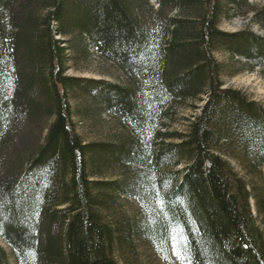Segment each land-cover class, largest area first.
Returning <instances> with one entry per match:
<instances>
[{
  "label": "trees",
  "instance_id": "1",
  "mask_svg": "<svg viewBox=\"0 0 264 264\" xmlns=\"http://www.w3.org/2000/svg\"><path fill=\"white\" fill-rule=\"evenodd\" d=\"M241 7L264 27L248 0H0V264H129L170 229L196 264H264V106L225 87L215 57L264 71L263 35L219 28ZM79 47L123 81L67 75ZM79 97L122 133L83 141ZM120 197L140 221L114 215Z\"/></svg>",
  "mask_w": 264,
  "mask_h": 264
},
{
  "label": "rangeland",
  "instance_id": "2",
  "mask_svg": "<svg viewBox=\"0 0 264 264\" xmlns=\"http://www.w3.org/2000/svg\"><path fill=\"white\" fill-rule=\"evenodd\" d=\"M248 2L255 8L264 5V0H248ZM150 3L155 5L152 1H150ZM247 8L248 7H241L230 17L221 19L219 28L228 32L250 29L264 36V27H260L253 23L251 13L247 12ZM78 50L81 52L68 51L70 54V61L68 62L67 75L117 82L123 81L118 70L110 63L99 58L92 49L87 47V53H83L84 51L81 47H79ZM215 57L223 69L222 79L224 86L240 90L249 98L264 106V71L259 68L247 70L243 65L242 59L230 57L226 53L216 52ZM71 105L74 109L76 131L83 141L108 142L114 140L116 136L122 133L120 124L117 120L95 107L86 98L79 97L78 100H72ZM193 114V110H191L186 103L177 105L169 128L176 131L184 130L186 127V118L191 117ZM235 170L240 173L241 176H244V173L236 167ZM114 174L118 175V173ZM244 178L247 179L246 176H244ZM249 178L250 177H248L247 180H249ZM254 180L253 183H257L261 188H264V179L259 180L255 178ZM252 204L251 202V205ZM141 212L142 211L135 202L128 198L120 197L114 215L117 214L118 216L120 214H125L130 217L131 220L140 221L142 217ZM252 214L259 219L255 211L252 210ZM173 234L178 235L175 232ZM0 246L5 247L1 240ZM126 260L129 264H181L175 255H173L172 240L170 238L164 250L156 249L144 242L137 241L135 243V253H127Z\"/></svg>",
  "mask_w": 264,
  "mask_h": 264
},
{
  "label": "snow or ice",
  "instance_id": "3",
  "mask_svg": "<svg viewBox=\"0 0 264 264\" xmlns=\"http://www.w3.org/2000/svg\"><path fill=\"white\" fill-rule=\"evenodd\" d=\"M157 196L159 197V191H157ZM158 203L162 206L166 205V200L159 199ZM170 231V239L172 240V252L173 255L181 262V264H196V260L193 253L190 250L189 241L187 236L180 237L175 235Z\"/></svg>",
  "mask_w": 264,
  "mask_h": 264
}]
</instances>
